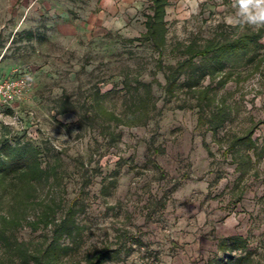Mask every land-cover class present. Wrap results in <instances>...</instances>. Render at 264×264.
<instances>
[{
  "label": "rangeland",
  "instance_id": "1",
  "mask_svg": "<svg viewBox=\"0 0 264 264\" xmlns=\"http://www.w3.org/2000/svg\"><path fill=\"white\" fill-rule=\"evenodd\" d=\"M152 1L0 0V78L28 83L0 105V152L29 142L47 170L0 182V264H264V155L239 141L264 145V26L239 0H171L160 53ZM243 36L167 93L189 46Z\"/></svg>",
  "mask_w": 264,
  "mask_h": 264
},
{
  "label": "trees",
  "instance_id": "2",
  "mask_svg": "<svg viewBox=\"0 0 264 264\" xmlns=\"http://www.w3.org/2000/svg\"><path fill=\"white\" fill-rule=\"evenodd\" d=\"M170 3L171 0L152 1V13L147 15L146 20L147 31L142 36L144 41L152 43L160 53L167 43L168 28L166 16L167 7ZM252 40L253 37L251 36H243L226 42H212L204 49L196 48L193 45L189 46L184 52L188 55L186 60L179 62L177 65L162 68L167 80V93L173 94L175 92L182 73L186 71L189 67L188 65H196L194 60L197 57H212L214 66L211 68V73H215L216 71L224 69L227 62L234 56H240L248 51ZM148 87L150 85H147ZM200 120L202 122V117H200ZM221 122L215 119L214 126H218ZM252 135L253 130L247 137L241 138L239 141H243L248 146V149L256 151L258 156H263L264 145L259 147L252 139ZM40 155V149L29 142H16L12 144L6 141L0 152V182L5 183L12 176H20L25 185L28 186H33L35 182L42 181L47 176V170L43 167ZM236 242H239V240L236 239ZM54 250H56L55 247ZM53 260V258H49L45 264H54ZM105 262V257L101 253L97 258L87 262V264H105Z\"/></svg>",
  "mask_w": 264,
  "mask_h": 264
},
{
  "label": "built area",
  "instance_id": "3",
  "mask_svg": "<svg viewBox=\"0 0 264 264\" xmlns=\"http://www.w3.org/2000/svg\"><path fill=\"white\" fill-rule=\"evenodd\" d=\"M28 83L17 77L0 78V105H11L26 95Z\"/></svg>",
  "mask_w": 264,
  "mask_h": 264
},
{
  "label": "clouds",
  "instance_id": "4",
  "mask_svg": "<svg viewBox=\"0 0 264 264\" xmlns=\"http://www.w3.org/2000/svg\"><path fill=\"white\" fill-rule=\"evenodd\" d=\"M239 3L247 15L243 21L238 22L264 26V0H239Z\"/></svg>",
  "mask_w": 264,
  "mask_h": 264
}]
</instances>
